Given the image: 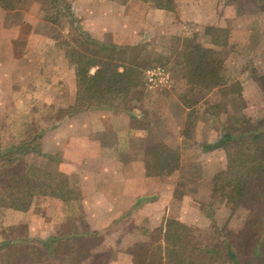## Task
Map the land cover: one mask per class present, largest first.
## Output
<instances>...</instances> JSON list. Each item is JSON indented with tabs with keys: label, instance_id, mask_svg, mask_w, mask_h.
I'll list each match as a JSON object with an SVG mask.
<instances>
[{
	"label": "rangeland",
	"instance_id": "1",
	"mask_svg": "<svg viewBox=\"0 0 264 264\" xmlns=\"http://www.w3.org/2000/svg\"><path fill=\"white\" fill-rule=\"evenodd\" d=\"M56 2L57 8L51 0L0 7V264H234L226 258V242L247 264L244 229L250 220L258 223L262 241L261 257L252 264H264L259 205L228 208L213 190L214 177L227 166L226 150L201 149L218 139L229 119L264 120V0H175L173 11L141 0ZM210 26L226 30V45L212 44ZM78 27L117 46L111 62L138 67L141 78L118 98L95 99L74 114L68 108L76 105V72L67 54ZM184 38L213 48L241 85L228 97L197 86L188 97L198 101L192 117L183 104L188 87L176 56ZM154 68L164 71L166 82H149ZM216 104L221 109L209 108ZM118 111L131 116L134 131V150L122 162L131 174L123 177ZM97 124L107 127L92 131ZM140 134L145 141L136 139ZM154 149L179 160L170 174L157 175L152 167L148 173L157 178L149 183L154 195L170 196L160 226L143 219L162 214L158 209L130 205L140 190L133 173L151 165ZM17 164L24 171L37 167L50 175L45 182L73 192L67 200L39 193L26 210L12 208L1 197L11 189L6 170ZM118 177L126 180L121 199Z\"/></svg>",
	"mask_w": 264,
	"mask_h": 264
},
{
	"label": "trees",
	"instance_id": "2",
	"mask_svg": "<svg viewBox=\"0 0 264 264\" xmlns=\"http://www.w3.org/2000/svg\"><path fill=\"white\" fill-rule=\"evenodd\" d=\"M17 1L20 0H0V7L11 9ZM51 1L54 3V8H57V0ZM141 1L150 3L157 9L168 11L175 9V0ZM66 7L69 8V6ZM55 21L56 18L52 19V22ZM79 29V27L76 28L79 36L74 37L75 44L67 54L76 72V105L68 108L69 113L74 114L91 108L89 105L95 99H106L103 102H108L111 98L113 100L118 98L130 86H135L141 78L138 67H131L124 61L115 64L111 62L117 46L98 42ZM206 30L212 44L226 45L228 39L225 35L226 30L211 26ZM183 43V48L177 51L176 56L178 64L184 67V77L187 81L188 88L183 95V104L190 111L187 113L189 117L193 116V110L198 101L188 97L197 86L206 90H217L224 97L240 93V82L231 75L232 71L225 66L222 59L217 57L213 48L197 43L194 38H184ZM93 68L95 71L91 73ZM263 80L264 77H262ZM262 87L264 89V82ZM209 108L221 109L218 104ZM229 120L223 125L222 133L215 142L201 146L202 152L221 148L226 150L227 166L214 177L213 190L220 194L231 210H236L243 205L258 204L261 214L258 221L261 222L264 217V120L253 121L246 117L242 120L236 119V123ZM236 125L242 127L235 128ZM235 130H238V133ZM157 152L159 150L154 151V160L150 163L151 165L149 162L146 164L148 173L152 171V168L157 175L172 173L179 163L178 156L172 152H168L167 155ZM6 171L10 172V177L12 176L8 185L13 190L9 189V192L1 199L11 200L12 202L8 201L9 205L15 209L26 210L31 198L39 193H49L62 200H67V196L73 192L66 184L57 186L45 182L43 178H48L50 175L37 167L29 166L24 171V167L17 164L14 169ZM32 175L38 177L35 182L30 178ZM257 224L250 220L244 229V236L249 234L246 247L251 251L250 256H247L249 257L247 264L259 260L262 254V241L259 236L261 232L256 228ZM258 226L263 227L260 224ZM170 239V236L166 234L165 240L168 242ZM224 245L226 258L232 260L234 264H241L237 253L233 250V245L229 242Z\"/></svg>",
	"mask_w": 264,
	"mask_h": 264
},
{
	"label": "crops",
	"instance_id": "3",
	"mask_svg": "<svg viewBox=\"0 0 264 264\" xmlns=\"http://www.w3.org/2000/svg\"><path fill=\"white\" fill-rule=\"evenodd\" d=\"M226 8H229L226 7ZM217 14V13H216ZM213 21V20H212ZM74 67V65H73ZM95 71V69L93 68L91 70V73H93ZM74 76V74H73ZM75 78V76H74ZM85 116H89L91 115L90 113L88 114L87 112H84ZM96 116V115H94ZM71 122L75 121V119H72L70 120ZM70 125V124H68ZM94 127V126H93ZM95 127H98V128H94L92 131L94 132H98V133H102L101 131H104L105 128L107 127V125H96ZM134 131L132 129V125H131V116L128 115V113L126 112H122V111H118V176H124V175H127V174H131V171L130 173H126L125 171L129 172L127 170V168L123 169V159L126 158V154L129 153V151H132L134 150V148L132 147V138L134 136L133 134ZM145 136V135H144ZM143 135H137L136 136V139L137 140H144L146 137H144ZM91 136H85L84 137V142ZM180 141H182V137L180 136L179 137ZM145 141V140H144ZM113 145V144H111ZM110 144H108V147L111 146ZM100 148H102V146H100ZM220 149H215L214 151H218ZM131 152V153H132ZM134 154V153H133ZM138 158H141L144 160L145 162V155L144 154H139ZM138 160V159H137ZM146 163V162H145ZM144 163V164H145ZM134 170V169H133ZM135 172V171H134ZM134 175L136 174L138 177V179L134 180L135 182H132L135 187H137V189L140 188V190L138 191V193L136 194V196H134V198L132 199V203L130 204L131 206H135V207H140V208H156L158 209V212H162V214H160L159 216L155 213L153 215H148L146 216V218H143L144 221H149L150 223H153L155 226H160L162 223H163V218H164V212H165V209H166V206L164 205L163 201L166 199H169V197H164L162 195V192L160 193V195H154V189L151 185L149 186V183L153 182L154 183L156 182L157 178H154L152 176H148V172H147V169H146V165L143 167L142 171L141 172H136V173H133ZM119 178L118 179V199H121L123 196H124V186L122 184H124V182L126 183V180ZM163 179V178H162ZM127 190V188H126ZM153 194V195H152ZM168 195L169 192H168ZM119 205H122V203H119L118 202V206ZM142 210V209H141ZM122 254H125V253H122ZM131 254V253H130ZM130 254L126 253V255L130 256Z\"/></svg>",
	"mask_w": 264,
	"mask_h": 264
},
{
	"label": "built area",
	"instance_id": "4",
	"mask_svg": "<svg viewBox=\"0 0 264 264\" xmlns=\"http://www.w3.org/2000/svg\"><path fill=\"white\" fill-rule=\"evenodd\" d=\"M148 80L149 82L155 84L159 80V82H166L167 76L161 68H154L153 70L148 71Z\"/></svg>",
	"mask_w": 264,
	"mask_h": 264
}]
</instances>
